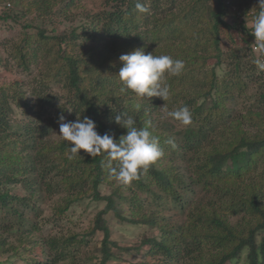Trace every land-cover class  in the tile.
<instances>
[{
  "label": "trees",
  "instance_id": "obj_1",
  "mask_svg": "<svg viewBox=\"0 0 264 264\" xmlns=\"http://www.w3.org/2000/svg\"><path fill=\"white\" fill-rule=\"evenodd\" d=\"M82 1L0 0V29H14L15 32L19 31L17 27L21 29V40L12 47L19 54L25 71L30 70L28 60H39L43 50L38 47L27 51L35 41L34 36L44 42H57V61L64 62L57 69L34 76V98L27 103L17 102L24 107L27 122H18L14 117L11 101L21 97L20 94L0 90V251L7 252L3 250L7 240L17 242L19 253L28 250L34 241L28 238L39 227L36 219L42 212L41 207L49 200L55 202L50 219L58 221L74 205L91 199L106 204L105 209L97 213L93 229L69 238H42L38 243L48 253L47 259L38 261L31 257L27 260L29 264H68L67 259L75 263L79 257L78 247H87L97 232L104 235L99 264H107L114 258L113 250L122 249L112 239L108 221L111 215L120 225L149 226L159 231V238L143 241L149 247V254L160 257L156 264H172L181 254L189 255L187 249L197 253L189 264H228L239 260L244 251L248 264H264V173H257L258 160L255 161L257 155L264 152V71L258 69L254 60L250 64L246 47L241 52L226 53L221 39L222 30L227 28L240 35L251 33L252 27H248V31L242 26L243 18L253 16L258 0H213L217 8L211 11V25L208 26H204L200 18L203 9L198 0H190L191 6L180 5L177 0H102L101 11L89 16L86 24L62 30L59 34L45 25L43 19L57 14L63 22L75 21L83 9ZM208 1L212 0H202L205 8ZM137 2L149 11H137ZM228 16L234 20L233 24L227 22ZM198 18L201 21L196 22ZM204 27H210L211 40L208 42L199 39L205 33ZM248 35L252 44L247 38L245 44L251 45V58L256 60L255 37L252 33ZM182 36L184 40L180 39ZM189 40L194 42L188 44ZM3 42L8 44L7 38ZM173 47L178 51H172ZM135 49H142L145 54H167L182 59L185 69L181 75L168 78L167 102H161L159 97H141L131 90L128 93L138 100L154 103V108L159 102L169 105V110L187 105L194 126L177 130L168 120L157 125L153 118L156 110L148 114L141 105L132 103L135 100L123 104L124 100L111 93L90 96L80 75L84 61L94 63L95 55L103 56L106 51L115 52V60L120 61L122 54ZM75 50L79 51L75 54ZM260 57L261 53L258 59ZM210 61H215L212 66ZM223 66L229 67V71L219 80L216 69ZM62 78L69 80L66 83L69 97L65 102L64 98L48 93L50 85L61 83ZM109 80L102 86L110 83ZM179 83L201 87L199 96L194 98L187 94L181 102H175L171 93L177 91ZM253 87L258 91L250 96ZM232 89L238 91V96L231 93ZM201 99L204 102L199 105ZM62 101L64 106L60 105ZM227 103L233 104V108H228ZM53 109L57 113L55 120L47 113ZM67 111L72 113V121L77 115L81 119L91 118L99 134H114L116 140L127 133V129L115 123V116L121 112L132 116L137 127L150 122L163 152L170 145L169 136H175V146H170L184 157V165L176 170L175 176L173 168L169 171L157 169L153 163L131 184L115 186V178L105 166V154L92 157L80 150V155L69 159L70 144L52 139V129L61 123L60 118L67 115ZM19 145L23 146L21 151L17 149ZM191 153L202 161L195 166L189 179L203 183L206 192L213 191L215 197L207 203H198L196 216L190 212L186 223L179 224L186 215V202H182L174 183L191 173L194 163V159L188 157ZM219 179L226 182L225 186L211 182ZM106 183H110L111 193L103 195L100 188ZM183 185L186 191L191 190L187 182ZM14 188H23L26 194L20 195ZM62 190L66 191L62 200L55 198ZM88 192H92L91 198H87ZM127 205L129 215L125 211ZM151 206H155V210ZM9 247L15 249L12 244Z\"/></svg>",
  "mask_w": 264,
  "mask_h": 264
},
{
  "label": "rangeland",
  "instance_id": "obj_2",
  "mask_svg": "<svg viewBox=\"0 0 264 264\" xmlns=\"http://www.w3.org/2000/svg\"><path fill=\"white\" fill-rule=\"evenodd\" d=\"M197 1V0H196ZM201 1L199 4L201 6V19L204 22V26L211 25V11L217 8V3L215 1H208L206 2L207 6L206 8L204 7V1ZM190 0H177V3L180 5H190L192 3H189ZM83 9H81V12L77 14L76 16L78 18H75V21L73 22H63V18L61 17L60 14H57L56 17L49 16L44 20L45 25L50 28L56 30L55 34H59L62 30H70L71 27H76V26H81L83 24H86L90 19L89 16H92L93 14L101 11V7L103 6L102 0H83ZM2 4V2H0ZM83 12V15L81 13ZM198 18L195 19L196 22L201 21V19ZM252 18L253 16H246V18H243V24L242 26L245 27L248 31L252 27ZM227 22L230 24H233L234 20L231 18V16H228L226 18ZM22 22L26 23L25 20ZM23 23V24H24ZM39 24L41 25V21H39ZM202 26V25H200ZM249 27V29H248ZM205 28V33L201 39L202 41H209L210 39V30L206 27ZM16 30H19L18 32H15L13 29L12 31H7L6 29H0V90L1 88L7 92L8 94L17 92L20 94L21 97H18L15 101H11L12 104V109L14 112V117L18 119V122H27L28 117L23 114L24 107L19 106L17 102L22 103H27V100L30 98L33 99L32 91H33V79L34 76H37L40 73H45L49 71L50 69H57V66L63 65V60L58 59V44L55 41H47L44 42L43 40H38L35 36L34 39L35 41L32 42V47L27 48V51L31 52L33 48H38L41 47L43 49L41 52V56L39 57V60H28V66L30 68L29 71H25L24 68L21 65V60L19 57V54H16L13 50V45L17 44L21 40L20 32L21 29L20 27H17ZM145 31V29H142V32ZM23 32V31H22ZM52 32V30L50 31ZM248 34H251L250 32L245 33V35H240L238 32L233 31L231 29H223L222 30V35L221 39L223 40V50L227 52H233L234 50H237V52H241L242 48H245L248 50V60L250 61V64H252L251 60V52L249 50V46L245 44V39H248V43L250 42L252 44L251 38L249 37ZM7 38L8 44H4L3 40ZM181 40H184V36L180 38ZM246 39V40H247ZM194 41L189 40L187 43L191 44ZM254 47L253 49L257 52L254 53L255 57L258 59V56L260 55L259 49H255V40H253ZM164 44V43H162ZM6 48V46H8ZM72 46V45H70ZM172 51H178L177 48L173 47L170 48ZM75 54L79 50H75ZM259 51V52H258ZM105 55V56H104ZM16 56V57H14ZM97 58L95 61L92 62L91 60H85L83 65L81 66L80 69V75L82 78V85L84 86L85 89H88V93L90 96H96L99 94L104 93L103 96H106V93H111L115 97L121 98L124 100L123 104H129L131 103V100H135V103L137 105H141L142 109H145V111L148 114H152L150 111L154 112V109L156 110L155 116L153 114V118L156 119L157 125H163L165 122L168 120L170 121L177 130H184L189 127H191L193 124L191 123L190 125H183L178 121H175L174 119L171 118H164L163 115V105L166 106L169 109V105L163 104L159 102V106L157 108H154L153 105L154 103H149L148 101H141L133 97L128 91L122 92L121 91V85L122 82L119 79L118 72L120 68L122 67V62L121 61H116L115 57L116 53L115 52H107L101 55H95ZM103 58V59H102ZM264 58L260 57L259 59ZM103 60V61H102ZM215 61H210L211 66L214 64ZM219 75V80H221L224 76L226 71H229V67L223 66L222 68L216 69ZM171 78V77H169ZM109 79H112L113 81L111 82ZM110 81L105 86H102L103 82ZM61 83H52L48 89V93L51 95L56 96V98H64L63 101L65 102V99L69 97V88L66 86V83H69V80L63 79L60 80ZM205 87H208L205 85ZM201 87H192L187 84H180L179 87L177 88V91L171 93V95L175 98V102H181L182 97L189 94H191L194 98L199 96V91ZM257 88L253 87L250 89L249 95H253L255 92L257 93ZM2 92V91H1ZM231 93L235 96H238V91L236 89H232ZM2 93H0L1 95ZM169 98L164 101L163 99L160 98L161 102H167ZM63 101L60 103L61 106H64ZM204 102V99H201L198 104H202ZM140 103V104H138ZM142 103V104H141ZM211 101H209L208 104H210ZM243 103V100L240 101V104ZM33 104V103H32ZM180 104V103H179ZM228 108H233V104L227 103ZM48 117H51L52 119L57 118V113L56 110L48 111ZM72 113L67 111V115H63L64 121H72L70 119L72 117ZM49 123V121H48ZM194 126V125H193ZM59 127L60 123L58 126L54 127L52 129L53 134H52V139L54 140H60V141H65L63 140L58 134H59ZM247 127V126H245ZM17 128L15 127V130ZM163 131L159 132L160 134ZM252 133L255 132V130H251ZM170 133H166V135H169ZM159 135V134H158ZM170 140L173 141L175 136H169ZM68 142V141H67ZM70 144V142H68ZM171 145V144H170ZM169 145V147H166L164 149L165 155L161 157L159 160H157L156 163V168L157 169H165L166 171L169 170H175L174 174H176V170H180L182 166L184 165L182 161L184 162V157L181 155L180 152L177 150H173V148ZM23 146L19 145L17 148L18 151H21V148ZM204 153V152H203ZM201 154V156L203 155ZM86 154V153H84ZM188 157L194 159V163L191 164L192 170L191 173H188L186 178L184 180H179L174 183L176 189L181 193V198L182 202H186L185 207L186 210H184V213H186L185 217L182 218L178 223L179 224H185L187 221V217L189 216L190 212L191 214H196L199 212L197 208V204L200 202L207 203L210 199L215 197V194L213 191H210L209 193L206 192L204 184L203 183H195L192 182L189 179V176L192 174L193 170L199 165V163L202 161V158H198L197 155H193V153L189 154ZM260 157V158H259ZM258 160V169L256 170L258 174L264 173V152L261 154H258L256 157V160ZM172 161V162H171ZM197 163V164H196ZM196 166V167H195ZM253 166V165H252ZM229 166H225V169H228ZM264 175V174H262ZM52 177H55V175H52ZM215 183H220L221 185L225 186V181L224 180H212L211 182ZM112 182V181H111ZM115 186L122 184L119 181L115 180ZM112 182V183H113ZM187 182L189 184V187H191V190H185L183 188V183ZM62 184V183H61ZM110 183H106V186L102 185L101 189V194L106 195L110 194L111 190L108 187ZM14 191L20 195H25L26 191L23 188H14ZM65 192V193H64ZM66 195V191L62 190V193L55 198L62 200V196ZM87 198L92 197V192L86 193ZM217 195V194H216ZM54 205L55 202H52L49 200L48 204L45 206L41 207V214L39 217L36 219L38 222V229L37 232L29 237V240H34L32 243L29 245L28 250L19 253L17 248V242L13 240H7L6 246L4 247V251H7L6 253H3V251H0V264H7L3 263L4 261H9L13 264H29L28 259L33 258L38 261H44L47 259L48 253H46L43 249L40 243H38L42 238L46 237H57V238H69L70 236L73 235H81L83 232H87L89 230H92L93 227L95 226L96 222V215L99 211L105 209V202H96L90 200H86L83 203L80 204L77 203L76 205L73 206V208L62 215L61 219L58 221H53L50 219L52 215L54 214ZM149 207V206H148ZM155 206H151L150 208L152 210H155ZM125 211L127 212L126 215H129L128 211V205L125 206ZM40 213V212H39ZM144 213H147V211ZM165 216H169L167 212H162ZM108 221L110 224V228L112 229V239L117 242V244L122 248V249H114L113 254L114 258L108 262L107 264H156L157 259L160 258L154 257L153 254H149L148 250L149 247L145 246V243L143 241L145 240H153L155 238L160 237V233L156 228L152 229L149 226H144L142 228L137 227L136 225H130V224H124L120 225L114 218V216H109ZM35 238V239H34ZM205 237H203L204 239ZM104 239L103 233L97 232L96 236L92 238L90 241V244H88L87 247L79 246L78 247V252H79V257L78 259L74 262L70 261L67 259L66 263L68 264H99L100 259H101V251H102V241ZM202 239V240H203ZM261 239V237H260ZM143 243V244H142ZM12 244V246L15 249H11L9 246ZM139 248L141 250H139ZM10 249V250H9ZM23 249V248H21ZM187 249V248H186ZM9 250V251H8ZM190 254L184 255L181 254L179 258L176 259V261L172 264H189L191 263L196 256V252L194 249H187ZM247 252L244 251L242 256L240 257L239 260H235L233 262H229L228 264H248L247 262ZM163 257V256H162ZM164 259H161L160 262H163Z\"/></svg>",
  "mask_w": 264,
  "mask_h": 264
},
{
  "label": "clouds",
  "instance_id": "obj_3",
  "mask_svg": "<svg viewBox=\"0 0 264 264\" xmlns=\"http://www.w3.org/2000/svg\"><path fill=\"white\" fill-rule=\"evenodd\" d=\"M252 18L251 33L255 37V49L264 57V0H258ZM137 11L146 13L149 9L137 2ZM122 67L118 72L122 82L121 91L131 90L141 97H159L166 101L170 95L167 82L169 77L182 74L185 63L182 59L171 55L145 54L142 49H135L119 57ZM259 70L264 71V58L254 60ZM163 107L164 118H171L187 126L192 123V113L187 105L169 110ZM59 136L70 142L69 159L80 155L84 150L92 157L105 154L110 176L124 185H129L139 178L142 170L163 157V149L159 146L158 137L154 135L151 123L137 127L136 120L127 113L115 116V123L127 129V133L115 139L114 134H99L96 123L89 117L82 119L77 115L75 121H64L60 118ZM173 147L174 141L169 140Z\"/></svg>",
  "mask_w": 264,
  "mask_h": 264
}]
</instances>
